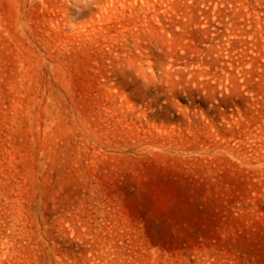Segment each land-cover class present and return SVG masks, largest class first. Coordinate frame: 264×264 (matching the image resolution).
<instances>
[{"label":"rangeland","instance_id":"1","mask_svg":"<svg viewBox=\"0 0 264 264\" xmlns=\"http://www.w3.org/2000/svg\"><path fill=\"white\" fill-rule=\"evenodd\" d=\"M0 264H264V0H0Z\"/></svg>","mask_w":264,"mask_h":264}]
</instances>
